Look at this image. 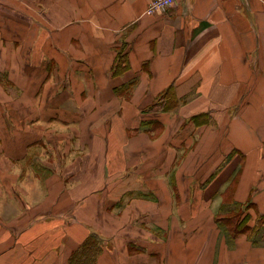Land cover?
<instances>
[{"label": "crops", "instance_id": "0c3cea01", "mask_svg": "<svg viewBox=\"0 0 264 264\" xmlns=\"http://www.w3.org/2000/svg\"><path fill=\"white\" fill-rule=\"evenodd\" d=\"M151 1L0 0V264H264V0Z\"/></svg>", "mask_w": 264, "mask_h": 264}, {"label": "trees", "instance_id": "16d2710c", "mask_svg": "<svg viewBox=\"0 0 264 264\" xmlns=\"http://www.w3.org/2000/svg\"><path fill=\"white\" fill-rule=\"evenodd\" d=\"M240 217L239 224L236 229L243 230L247 228V220L245 217L241 218L240 210L235 209L233 216L229 217L231 224ZM221 220V219H220ZM226 221V218L223 219ZM260 220V219H259ZM264 223V218H262ZM101 250V241L97 234H91L89 238L79 248L73 251L70 257V264H95V259Z\"/></svg>", "mask_w": 264, "mask_h": 264}, {"label": "built area", "instance_id": "2783aa9c", "mask_svg": "<svg viewBox=\"0 0 264 264\" xmlns=\"http://www.w3.org/2000/svg\"><path fill=\"white\" fill-rule=\"evenodd\" d=\"M176 1L177 0H152L146 9V13L154 14L156 12L163 11L175 4Z\"/></svg>", "mask_w": 264, "mask_h": 264}]
</instances>
